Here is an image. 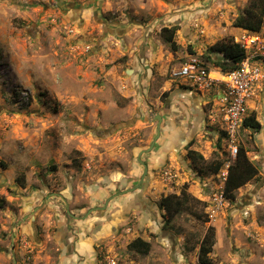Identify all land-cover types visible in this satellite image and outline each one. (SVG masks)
<instances>
[{
    "label": "rangeland",
    "instance_id": "1",
    "mask_svg": "<svg viewBox=\"0 0 264 264\" xmlns=\"http://www.w3.org/2000/svg\"><path fill=\"white\" fill-rule=\"evenodd\" d=\"M27 1L30 3L22 4L30 16L39 17L50 10L59 17H47L46 30L53 32L51 54L58 51L53 62L61 63L63 80L54 77L45 87L25 86L13 83L8 70L0 72V173L9 172V182L1 180L0 185V264H59L65 237L82 234L80 227L71 226L77 221L72 217H85L80 209L91 206L87 218L101 213L103 219L93 220L95 225L84 234L98 239L99 264H111V260L115 264H199L198 248L208 226H213L215 237L211 264H264V108L258 110L261 114L253 111L260 124L257 131L240 127L238 132L239 145L262 175L258 173L238 189L235 200L223 203L210 217L213 195L220 185L219 171L206 176L215 183L214 192L207 194L182 144L176 146L178 151L167 164L148 172L147 179L139 183L142 173L135 169H143L136 157L155 136V111L142 115L143 100L122 97L115 80L104 84L98 77L91 81L87 72L79 74L81 66L95 68L91 61L94 38L111 41L109 50L105 48L108 58L118 49V55L105 67L119 68L112 76L120 79H126L123 61L127 56L122 55L126 47L131 48L130 53L142 44L156 57L152 65L157 86L170 80L169 72L188 55L211 67L207 48L240 34L232 22L249 0ZM85 17L91 27L84 23ZM84 24L87 27L83 29ZM172 27L176 28V52L160 37L162 28ZM259 35L264 40V23ZM262 67L263 81L250 99L256 105L258 99H264V64ZM158 70L163 76L157 75ZM185 86L189 88L188 83ZM176 87L190 94H214L182 89L172 82V88ZM168 93L150 95L164 104ZM22 94L26 101L19 100ZM210 126L214 131L199 130L202 140L197 139L198 145L205 163L222 161V169L233 158L218 125ZM164 172L172 176L170 182ZM109 179H116L118 186L106 187L107 196L101 199L98 187L105 188ZM89 188L97 192L95 198L89 197ZM182 190L189 196L187 209L166 223L158 202L163 196L180 195ZM204 193L207 198L200 197ZM57 212L69 227L64 236ZM31 217H35V235L33 231L27 235L19 232L18 226H30ZM104 228L107 232L101 235ZM136 238L150 244L147 255L127 251V244Z\"/></svg>",
    "mask_w": 264,
    "mask_h": 264
},
{
    "label": "crops",
    "instance_id": "2",
    "mask_svg": "<svg viewBox=\"0 0 264 264\" xmlns=\"http://www.w3.org/2000/svg\"><path fill=\"white\" fill-rule=\"evenodd\" d=\"M22 3L30 2L27 0H0V72L2 70H8L10 74L9 78L13 83H20L25 86L34 85L36 87H45L50 84L51 79L54 77L63 80L62 74L59 75V73H62L61 69L59 70L61 63L58 60L53 62V58L57 55L58 51L54 50V56L51 54L52 42H54V40L51 39L53 32H48L46 30L48 26L47 17L56 18L58 16H53L51 14L52 11L49 10L45 15L32 17L30 16L32 14L31 12L24 11V5ZM34 10L39 11L38 8ZM68 10L70 11V9ZM81 12L82 17L84 12ZM77 23L80 24V21L77 20ZM84 23L88 27H91V21L88 20L87 17L84 18ZM85 24L83 25V29L87 27ZM234 30L241 31L240 29ZM56 42L58 41L56 40ZM110 42V40L107 41L103 38H94L91 44L94 47L91 61L95 62V68L91 65L88 66L86 70L81 66L79 67V74L83 75L87 72V77L91 79V81L98 77L99 80L103 79L104 84L111 83V81L115 80L119 90L122 92V97L126 99L133 98L132 101L136 98L143 100V103H141L143 105L141 108V112H143L142 115L153 109L155 111L153 116L159 115L161 117L159 137L152 151L141 156V160L144 161L148 167L149 174H152L155 168H160L167 164L171 155L176 153L177 145L183 144L184 147H187V151L192 150L206 160L198 145L199 141L202 140L198 138V134L200 132L199 130H206L207 132L214 131L210 125H218L216 123L218 119L217 101L215 99V97H218V94L216 95V91H214L212 97H210L209 94L206 96L194 93L190 94L185 90L178 89V87L172 88L173 81L171 80H165L157 86V82H155L156 72L153 71L152 65L156 57L151 51H148L143 44L139 50H131L130 53H128V50L131 48L126 47L125 52L122 54L127 56L123 61L126 64L124 68L126 79L125 77L120 79L117 75L112 76V73H117V69L119 68L112 66L107 69L105 65L108 63V60H114L119 52L118 49L114 50L110 54L112 58H108L107 54H105V48L109 50L108 45ZM56 45H58V43ZM42 50L43 52L40 53ZM157 75L163 76L162 71L158 70ZM181 88L184 89L182 86ZM160 91L162 94L170 91L164 104L156 102L150 95L153 93L156 97ZM2 98L0 92V102ZM257 102L258 105L252 100L248 101V112L254 111L256 114H261L258 110H263L264 99L263 101L258 99ZM143 109H146V111L144 112ZM197 139L199 141H197ZM138 151L140 152L141 150ZM138 172L142 173V170L135 169V173ZM8 174V171H5L3 174L0 173V185L1 180H6ZM259 175L262 174L259 173ZM198 178L202 180L201 183L204 187V192L207 194L214 192V182H212L210 178ZM123 179H121L120 182H123ZM206 180H208V182H206ZM6 181L9 182V180ZM108 181L109 182L106 181L107 185L105 188L102 189V186L98 187L100 191L98 194L95 189L89 188V197L95 198L97 194L99 198L103 199L107 196L108 189H106V187L115 189L116 186H118V181H116V179L115 181L110 179ZM128 182H133V179H128ZM206 196L205 194L200 197L207 198ZM89 203H92V200L89 201ZM92 207L93 206L89 207V210ZM89 210H85L84 208L80 209L83 214L85 213V217L79 220L75 219L77 217L71 216L74 218V221L77 220L71 226L75 228L80 227L79 229L82 231V234L78 233L74 236L65 237V241H63L61 245V249H64V254L60 257L59 264H99V260L96 256L95 244L98 239H96L95 236H87L84 234V231H89L88 229L95 225L93 220L95 221L98 217L103 219V217L100 213L98 217L90 215L87 218ZM96 211L101 212L103 209ZM58 213L59 212H57V219L59 221L60 218ZM66 213L67 215L69 214L68 211ZM21 218L24 220L26 215H23ZM29 219L30 226H26L28 224L20 225L18 226V230L26 235L28 232L32 233L33 231L35 235V217ZM60 221V225L63 227L61 228L62 232L64 231L62 235L64 236L66 232L64 229H69V227L65 221L61 219ZM66 226L68 228H66ZM106 232V228H104L101 235ZM82 235L85 236L81 238Z\"/></svg>",
    "mask_w": 264,
    "mask_h": 264
},
{
    "label": "trees",
    "instance_id": "3",
    "mask_svg": "<svg viewBox=\"0 0 264 264\" xmlns=\"http://www.w3.org/2000/svg\"><path fill=\"white\" fill-rule=\"evenodd\" d=\"M263 23L264 0H249L242 13L233 20L232 27L253 33H260L263 28ZM175 32V27L162 28L160 31V37L168 45L171 52H176L178 49L174 40ZM206 54V60L211 67H205L217 69L221 73H227L237 69L238 65L245 58L244 49L234 43L233 38H225L216 42L207 48ZM242 127L255 131L260 128V124L256 121L253 112H248L247 117L243 120ZM220 135L221 138L225 137L222 131H220ZM187 158L190 161L191 168L195 171V175L201 178L218 173L223 165L222 161H216L214 164L213 162L211 164L205 163L203 157L192 150L187 151ZM258 173V168L247 156V150L243 146L238 145L237 154L230 162L227 170L223 192L225 201L233 202L235 200V192L250 181L256 179ZM188 201L189 196L184 190L181 191L180 195L170 194L161 197L158 202V207L165 212L167 218L166 223L170 222L179 213L185 211ZM2 207V204H0V208ZM214 244V228L213 226H208L198 248L199 264H211L209 255L212 253ZM126 249L128 252L145 256L150 250V244L141 238H136L126 246Z\"/></svg>",
    "mask_w": 264,
    "mask_h": 264
},
{
    "label": "built area",
    "instance_id": "4",
    "mask_svg": "<svg viewBox=\"0 0 264 264\" xmlns=\"http://www.w3.org/2000/svg\"><path fill=\"white\" fill-rule=\"evenodd\" d=\"M233 41L245 51V58L233 71L221 73L217 69H209L197 57L188 55L184 62L169 72L170 80L183 86L184 89H193L197 93L216 91V95L218 94V97H215L218 111L216 123L219 131L225 134L222 139L227 143L231 158L237 154L238 132L248 115L247 103L263 81L262 65L264 64V40L259 33L241 30ZM187 83L189 88L185 86ZM25 96L22 94L19 100L26 101ZM228 166L229 164L224 165L217 175L220 185L213 195L212 205L209 208L210 217L216 215L226 202L223 192ZM163 176L169 182L172 179L167 172H164ZM109 263L115 264L112 260Z\"/></svg>",
    "mask_w": 264,
    "mask_h": 264
},
{
    "label": "water",
    "instance_id": "5",
    "mask_svg": "<svg viewBox=\"0 0 264 264\" xmlns=\"http://www.w3.org/2000/svg\"><path fill=\"white\" fill-rule=\"evenodd\" d=\"M155 120L157 121V126H156V134L153 138V140L151 141L150 145L144 149V150H141L136 158L137 162L142 166V175L140 177V182L141 183L142 181H144L145 179H147V175H148V167L147 165L141 160V156L143 154H146V153H149L150 151H152L153 147H154V144L155 142L157 141L158 137H159V125L161 123V117L159 115H156L155 117ZM123 127V124L121 125ZM121 126H118L121 127ZM101 209H104V208H95V210H101ZM91 212V210L89 211Z\"/></svg>",
    "mask_w": 264,
    "mask_h": 264
}]
</instances>
